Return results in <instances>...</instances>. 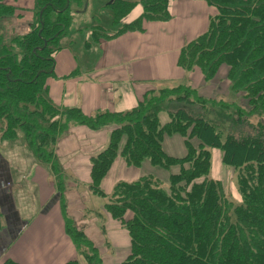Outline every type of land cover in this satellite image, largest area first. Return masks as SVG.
<instances>
[{
    "label": "trees",
    "instance_id": "1",
    "mask_svg": "<svg viewBox=\"0 0 264 264\" xmlns=\"http://www.w3.org/2000/svg\"><path fill=\"white\" fill-rule=\"evenodd\" d=\"M4 1L0 25L17 12ZM107 1L102 10L120 29L109 35L103 26L92 27L94 42L144 31L145 22L171 20L169 6L175 0H142L141 15L129 23L122 20L137 0ZM203 1L215 9L208 30L184 45L178 58L189 75L199 70L201 86L185 81L152 88L123 112L60 111L48 96L46 80L54 76V56L62 49L50 48L67 32L70 6L80 0H33L30 31L10 42L0 34V139L21 138L37 163L50 166L62 196L65 231L78 253L89 249L87 264L104 262L68 216L62 171L50 148L72 124L92 131L112 128L105 149L90 158L89 188L109 199L105 212L128 233L130 252L122 264H264V0ZM215 86L217 95L201 91ZM253 118L260 119L255 126ZM245 125L253 131L241 132ZM174 135L183 139V157L165 149L166 137ZM214 149L221 151L223 165L240 170L238 199L228 197L224 184L211 177ZM115 162L138 176L106 194L102 183Z\"/></svg>",
    "mask_w": 264,
    "mask_h": 264
},
{
    "label": "crops",
    "instance_id": "2",
    "mask_svg": "<svg viewBox=\"0 0 264 264\" xmlns=\"http://www.w3.org/2000/svg\"><path fill=\"white\" fill-rule=\"evenodd\" d=\"M4 3L18 9L17 25L28 28L32 23L33 0H5ZM169 11L172 16L169 21L145 22L144 31H130L102 43L103 53L87 70L77 64L70 49L57 52L54 76L48 85L53 102L65 108H79L85 115L123 112L135 108L144 93L156 84L170 86L188 79L202 81V74L192 76L184 71L178 65V58L184 45L204 29L205 32L208 30L209 19L215 10L203 0H175L170 3ZM198 16H201L200 28L186 31L183 23H192ZM113 45L116 50H112ZM78 136L80 140L76 139ZM70 138L75 146L66 151L63 142ZM108 141L107 132L78 125L72 126L69 134L58 141L60 171L79 172L77 185L69 181V174L65 179L62 177L65 184L63 198L69 215L73 202L70 194L73 192L78 194L75 203L80 204V213L84 211V219H88L86 213L91 210L88 206L90 158L104 150ZM10 152L0 145V264L8 261L15 264H67L76 260L77 250L65 231L60 208L62 196L57 190L54 172L50 166L29 164V161H24L23 167L18 168L20 163L13 161ZM119 168L122 169L120 163L115 162L104 179L102 189L106 194H111L118 182L129 181L115 172ZM21 171L24 173L18 180L16 175ZM78 228L88 235V230L92 231L94 226H88L85 221ZM106 257H102L105 264L112 259L110 256L105 261Z\"/></svg>",
    "mask_w": 264,
    "mask_h": 264
},
{
    "label": "rangeland",
    "instance_id": "3",
    "mask_svg": "<svg viewBox=\"0 0 264 264\" xmlns=\"http://www.w3.org/2000/svg\"><path fill=\"white\" fill-rule=\"evenodd\" d=\"M141 1L142 0H137L138 4L133 9L134 11L127 18L123 19L122 23L123 22L128 23L132 19L134 20L141 14V7H142V5L140 4ZM107 2H108L107 0H80V3L78 4L72 3L69 9V14L72 16L70 27L68 28L67 32H65L63 35L59 37L57 45L51 46L50 50L56 51L60 48H62L61 50L66 49V48L70 49L72 51V54L77 60V64L81 66L83 70H87L91 66L95 65V62L98 59L99 55L103 53L101 44L102 43L105 44L107 41L114 40L118 37L113 38L111 40H100L98 42H94V40H92V37H90L91 28L97 25L103 26L104 28H107L106 32H108L109 35H115L120 29V25L113 26L112 17H111L110 12L102 10ZM85 6H86V9H85ZM16 11H18V9ZM214 14H215V11H214ZM16 16L17 15H14L13 18H8L2 21V24L0 25V30H1L0 34H2V36L8 42H10L16 36L25 35L31 29L30 25H32V23L30 25L27 24L29 25L28 28L18 26L17 22L19 18H17ZM31 19H32V22H34L35 20L34 14L32 15ZM200 20H201V16H198V19H196L192 23H183V26L185 27L186 31H188L189 29L191 30L192 28L193 30H195L197 28H200ZM204 32H205V29L203 30V32H201V34H199V36L202 35ZM121 36H119V38ZM88 43H90L91 46H88ZM116 49H117L116 45H113L112 50H116ZM194 73L198 74L199 70H196ZM194 73L190 75L193 76ZM50 79L51 77H49L46 80L45 88L48 87ZM193 80H194L193 83L195 87L201 86L202 81H197L196 79H193ZM186 82L193 85L190 79L186 80ZM182 83H172L170 84V86H168L169 84H163V85L156 84L154 85L155 86L154 88L156 87L174 88L177 85H180ZM47 89H48L47 91L48 96L53 101L49 93V87ZM201 91L202 93L206 95H211V94L217 95L219 93V88L215 86L214 88H211V90L208 89L207 91H205V88H202ZM57 107L60 111L65 109V107L63 106H57ZM220 110L221 108H217L215 109V111H211L210 112L211 117L214 118L216 116V113H212V112H219ZM162 120L164 122L167 121V116L165 114H162ZM259 121L260 119L253 118L251 119L250 124L255 126L259 123ZM72 126H75V125L72 124L70 126V129L65 134H63L59 138V140L69 134ZM111 129L112 128L108 127L103 130L108 133V137L110 136ZM241 129H242L241 132H244V133H251L253 131V127L247 126V125H245ZM79 138L80 136H78V138L76 139L80 140ZM0 140H1L0 145L2 144L3 146H5L8 152L9 150H11L10 153H12V156H14L13 161L16 164L17 162L20 163V165H18V168L23 167L22 163L24 161H29L28 162L29 164L37 163L35 159L32 157V155L29 153L28 148L26 147L25 143H22L21 138L18 140H14V141H6L2 139ZM57 146H58V142H57V145H55V147H53L51 144L50 148L55 149V155L58 161L60 152L58 153ZM63 146L65 147L66 151L72 150L75 146L73 139L72 138L65 139L63 142ZM76 146L78 145L76 144ZM165 149L169 155L174 156V157H183L186 154V148L184 146L183 139L179 135H174L172 137H166ZM211 153H212L211 177L216 180L221 181L224 184L225 193L228 197L233 195L232 197H234L235 199H238L236 190H237V180H238V175H239L240 170H235L231 167H226L225 165H223L222 153L220 150L214 149L212 150ZM26 156H28L30 160ZM43 166L46 167V165H43ZM121 167L122 169L119 168V170H116L115 172L119 174L122 179H127L131 181L134 178V176L138 174L137 172L134 173L132 171H128L127 169H124L122 165ZM142 171L143 170L139 172V175L142 174ZM23 173L24 171H21V174L16 175V178L19 180L22 177ZM67 174H69L68 179L72 183V185H77L76 180H77L79 172L77 171L63 172L62 171L63 179H65V175ZM166 174H167V171H162L160 173V176L165 177ZM76 188L77 187H73L72 189H76ZM89 189L90 188L88 186V190ZM70 195L74 203L71 202L72 210L70 212V215L68 213V216L73 219L76 227H79L80 223L88 221V226L90 227L94 226V228L93 229L90 228L92 231L88 230L87 237L94 242L95 246L98 248L99 253L102 257L104 256L106 257V254H108V256L105 258V261H108L107 259L110 256L112 257L111 261L110 262L108 261L107 264H122L124 260H126L130 252V238L128 236L127 231L120 225V223L116 222L111 217L109 218V216L105 212L104 205L108 203L109 199H102V198H99L98 196L91 194V192H88V199H89L88 206H90L91 210L90 212L86 213L88 219L87 218L84 219V216H83L84 211L80 213L79 211L80 204L75 203L76 202L75 198L78 196V194L77 193L75 194L72 192ZM84 229H87V226H84ZM88 255L91 256L89 249L87 247H82V249H80V252L79 253L77 252L76 254V260L78 261V264H87L86 257H88Z\"/></svg>",
    "mask_w": 264,
    "mask_h": 264
},
{
    "label": "water",
    "instance_id": "4",
    "mask_svg": "<svg viewBox=\"0 0 264 264\" xmlns=\"http://www.w3.org/2000/svg\"><path fill=\"white\" fill-rule=\"evenodd\" d=\"M85 9H86V6H85ZM47 44V42H45V45Z\"/></svg>",
    "mask_w": 264,
    "mask_h": 264
}]
</instances>
